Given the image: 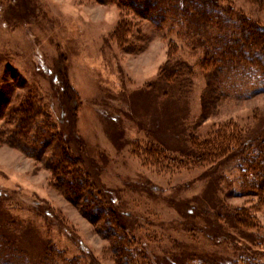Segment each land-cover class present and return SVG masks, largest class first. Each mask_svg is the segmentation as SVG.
Masks as SVG:
<instances>
[{
  "label": "rangeland",
  "instance_id": "374dc122",
  "mask_svg": "<svg viewBox=\"0 0 264 264\" xmlns=\"http://www.w3.org/2000/svg\"><path fill=\"white\" fill-rule=\"evenodd\" d=\"M230 1L264 23L256 0ZM183 31L127 0H0V234L27 264L53 249L60 264L264 259V189L243 186L236 147L226 151L236 131L246 141L264 136V92L244 99L234 91L249 81L235 89L212 80L200 67L203 48ZM177 63L192 73L165 85ZM28 104L79 157L103 215L64 194L50 168L53 143L38 158L6 143ZM242 210L250 227L232 228Z\"/></svg>",
  "mask_w": 264,
  "mask_h": 264
},
{
  "label": "trees",
  "instance_id": "16d2710c",
  "mask_svg": "<svg viewBox=\"0 0 264 264\" xmlns=\"http://www.w3.org/2000/svg\"><path fill=\"white\" fill-rule=\"evenodd\" d=\"M127 1L135 10L137 8V11L145 18L158 19L162 23H165L168 18L173 19L174 22L179 21L185 30L183 32L191 34L196 48L200 46L203 48L205 56L200 63V67L206 69L207 75L212 80H217V82H220L221 79L231 80V85L235 89H237L234 84L236 80L249 81L248 86L250 89L245 86L244 92L242 91L243 94L241 91L233 89L235 90L234 93L238 95L237 97L240 96L245 99V97L248 98L264 92V23L260 24L242 10H237L230 0ZM256 4L259 7L261 6V10L264 11V0H256ZM150 11L154 14H148ZM184 71H188V75L192 73L189 65L177 63L175 69L168 70L163 78L166 81L165 85L170 86V79L173 76L182 77L186 74ZM231 74L233 75L230 77ZM214 81L213 83H215ZM211 87L212 92L214 87L213 85ZM227 95L228 93L223 96ZM4 104L6 102H2L0 108ZM212 107H216V102ZM20 113L19 123L16 126L17 130L11 132V136L6 143L20 147L28 156L33 158H38V155L43 153L47 144L51 145L53 143L55 156L50 159V168L59 178L64 194L69 199H76L79 196V201L81 198H85L88 205H91L92 213L90 215L94 218L97 214L99 216L103 215L107 209L101 204L102 201L98 198L100 196L94 194L88 188L89 184L84 179L82 170L76 167L80 161L79 157L72 155L70 150L68 151L64 146L65 143L61 145L59 141L55 143L53 140L55 135L49 130L51 127L48 121L49 115L38 109L34 104L32 106L31 104L26 105ZM31 133L33 134L30 135ZM222 135L223 133L219 132L215 137H221L223 142L228 136L222 137ZM20 137H23V139H19ZM228 138H233L234 143L228 141L226 151L229 153L232 148L236 147V150L231 151H235L231 157H239L243 186L253 190H263L264 136L246 141L242 133L240 135V132L236 131L232 137L229 136ZM209 140L210 142L207 141V143L211 147H216V141L211 138ZM218 147L216 148L222 153L224 148ZM237 149H239L238 152H236ZM223 151L225 152V150ZM212 152H214V149H212ZM224 152L222 153L223 156ZM222 155H220V158L223 157ZM202 156L205 157L206 154ZM85 211L88 215L87 210ZM231 217L233 220L231 222L232 228H239L238 226L250 227L248 224L251 221V216L248 211H237ZM231 217L226 216L227 219ZM110 229L111 227L108 226L107 230ZM126 237L124 235V237L119 238L117 245H123ZM52 252H56V250L45 252L43 259L36 264H60L55 260ZM27 262L26 255L19 252L14 243L12 244L0 234V264H27ZM201 262L203 264L205 261L201 260ZM245 262L246 264H264V259L253 255L245 257Z\"/></svg>",
  "mask_w": 264,
  "mask_h": 264
}]
</instances>
